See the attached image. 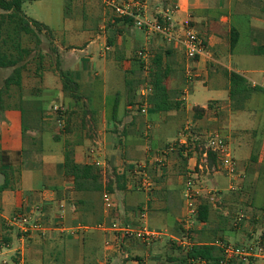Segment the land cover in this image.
Returning <instances> with one entry per match:
<instances>
[{
    "label": "crops",
    "instance_id": "1",
    "mask_svg": "<svg viewBox=\"0 0 264 264\" xmlns=\"http://www.w3.org/2000/svg\"><path fill=\"white\" fill-rule=\"evenodd\" d=\"M139 1L149 16L175 9L178 35L196 33L206 53L190 63L180 43L148 36L102 0H67L60 30L40 21L81 100L64 94L56 69L41 72L37 94L2 102L0 264H18L19 253L25 264H210L188 255L203 248L222 259L223 245L264 244V67L253 61L264 57L254 54L264 46V0ZM232 72L263 89L243 110L233 107ZM55 107L65 110L62 120ZM186 127L195 145L209 132L226 137L241 178L217 172L216 158L197 147L165 153ZM68 152L101 171V189H76L64 166ZM189 177L200 193L197 219L185 196ZM18 213L39 218L43 231L24 237L11 224ZM113 222L166 236L146 245L93 229ZM232 264H264V257Z\"/></svg>",
    "mask_w": 264,
    "mask_h": 264
},
{
    "label": "built area",
    "instance_id": "2",
    "mask_svg": "<svg viewBox=\"0 0 264 264\" xmlns=\"http://www.w3.org/2000/svg\"><path fill=\"white\" fill-rule=\"evenodd\" d=\"M102 4L107 11H110L115 17L120 19H128L133 21L134 26L144 31L148 36L159 35L166 42H178L182 45L186 52L187 59L190 63L195 62L199 57L204 55L205 46L201 38L192 31H184L181 36L180 29L175 25L173 16L175 9L169 8L167 10L157 11V16L150 17L148 15V6L145 2L139 0H102ZM192 72L191 70L189 71ZM142 114L148 112V105L145 103L140 109ZM54 114L61 119L65 115V110L60 107L53 109ZM62 120V119H61ZM63 125V122H60ZM190 128H184L181 140L168 146L165 153L173 152L176 150L184 149L185 152H192L196 149V145L191 143L188 139ZM204 140L206 141V148L204 155L209 159V153H212L216 158L217 172L224 173L232 178H241L238 173L237 163L230 150L229 141L221 133L209 132L205 134ZM188 189L186 191V199L188 201V208L191 217L197 219L199 216V197L200 193L194 187L193 178L189 177ZM238 185H233L232 190H238ZM105 204L110 207L112 201L109 195L105 197ZM144 214V213H142ZM11 224L16 226L21 234L25 237L30 235L33 231H43V223L39 218L33 219L28 213H18L11 220ZM93 229L103 232H113L116 236L123 239L137 241L141 244H151L160 241L166 236L164 232L152 231L146 228L135 229L129 226H121L120 224L113 223L111 226L104 224L97 225ZM80 230H85L81 228ZM77 235V233H73ZM183 242H189L187 238ZM224 258L220 264H232L236 260H248L251 257H264V244L259 243L256 247L240 248L234 245H223ZM18 264H25L24 257L21 253L17 256ZM200 264H206L205 261L200 260Z\"/></svg>",
    "mask_w": 264,
    "mask_h": 264
},
{
    "label": "trees",
    "instance_id": "3",
    "mask_svg": "<svg viewBox=\"0 0 264 264\" xmlns=\"http://www.w3.org/2000/svg\"><path fill=\"white\" fill-rule=\"evenodd\" d=\"M33 1V0H30ZM23 0H0V68L2 69H14L12 75L5 81L6 90H9L12 86L22 89L23 86V71L24 66H19L24 54L29 55L28 50L22 49L21 42L19 40L21 34L27 36L37 35L41 33H47L52 36V31L46 25L37 21L29 19L22 10ZM15 39H14V38ZM9 40L13 42V49L19 53V57L16 58L9 54L4 48L8 47ZM235 43V40H234ZM9 50V49H8ZM54 51L58 52V49L54 46ZM255 55L264 56V46L258 47L254 50ZM59 77L62 82V89L64 94L70 97L72 100L78 102L81 100L79 95V85L70 77L69 73L60 69L58 65L57 69ZM0 89V95L1 91ZM263 92V89L259 87H252L248 80L241 74L232 72L230 74V96L235 110H243L246 103L250 98L256 94ZM2 98L0 96V109L2 110ZM195 117H201L204 113L203 109H194ZM209 158L213 161L215 156L209 153ZM65 169L67 174L71 175L75 179L76 189L78 191L83 190H98L101 189L99 182L102 179L101 171L92 166H79L77 165L71 153L66 154ZM7 188L5 184L0 190ZM112 189L108 188L111 192ZM207 212L206 208L201 209L200 220L206 221V217L203 216ZM194 259H204L210 264H220L222 259H214L212 253L203 248L193 249L188 255ZM212 262V263H211Z\"/></svg>",
    "mask_w": 264,
    "mask_h": 264
},
{
    "label": "rangeland",
    "instance_id": "4",
    "mask_svg": "<svg viewBox=\"0 0 264 264\" xmlns=\"http://www.w3.org/2000/svg\"><path fill=\"white\" fill-rule=\"evenodd\" d=\"M66 1L67 0H23L22 10L29 19L37 21L39 23H45L52 30H60L63 27V20L65 18H69V13L66 12L68 8L66 5ZM151 14L152 15L150 17L158 15L157 13ZM19 40L21 42L22 49L28 50L30 54H24L22 56V61L18 65V67L24 66L22 89H18L17 87L12 86L9 90H6L5 81L8 77H10V75H12L14 69L0 68V89H2L0 96L2 98V101L6 103L11 102L13 101V99H16L18 97H22V95L28 96L31 94H37L36 88L39 85L38 82H41V72H56V69H58V65L60 66V69L62 67L59 62L60 55H58V52L54 51L55 43L52 36L48 35L47 33H41L31 36L21 34ZM12 45L13 42L9 40L8 47H5L4 49L8 51L9 54L18 58L20 55L13 49ZM253 61H255L254 64L256 68L264 67V57L254 58ZM60 104H63L65 107L68 106L63 100L60 101ZM44 105V102H39V107H42ZM198 141H202V143L197 142V148L203 150L207 149L205 147L206 141L204 139H200ZM193 143L195 144L196 142ZM111 205V207L113 208V202ZM113 223L119 224L118 222Z\"/></svg>",
    "mask_w": 264,
    "mask_h": 264
}]
</instances>
